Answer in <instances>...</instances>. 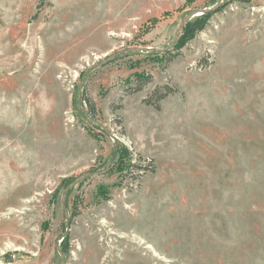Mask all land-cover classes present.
<instances>
[{
	"label": "rangeland",
	"instance_id": "rangeland-1",
	"mask_svg": "<svg viewBox=\"0 0 264 264\" xmlns=\"http://www.w3.org/2000/svg\"><path fill=\"white\" fill-rule=\"evenodd\" d=\"M0 264H264V0H0Z\"/></svg>",
	"mask_w": 264,
	"mask_h": 264
},
{
	"label": "trees",
	"instance_id": "trees-1",
	"mask_svg": "<svg viewBox=\"0 0 264 264\" xmlns=\"http://www.w3.org/2000/svg\"><path fill=\"white\" fill-rule=\"evenodd\" d=\"M221 9L222 8H218L215 12L207 13V14H204L202 16L195 17L185 25L184 30L182 32V35L180 36V38H178L177 43L174 46V49H176V51H177V55H178L180 49L183 48L188 41L192 40L195 37V33L203 31L205 29V27L209 23L213 14L216 12H220ZM185 31H186L187 35H185V33H184ZM174 57H175V55L171 56L168 59V61H171ZM149 80H150L149 77L140 78L139 81H140L141 85H139V87L136 88L135 91H137V92L140 91L141 88L146 83L149 82ZM164 91H165L164 93H161L160 91L155 90L152 94V98L147 100L146 104L148 106L154 107L155 109H159L158 103L172 93L169 88H165ZM152 99H154V100H152ZM90 113H92V112H88L87 114L91 118H94V115L90 114ZM96 128L105 133V131H103L99 126H96ZM67 248H68L67 243H64L61 246V251L66 252Z\"/></svg>",
	"mask_w": 264,
	"mask_h": 264
},
{
	"label": "water",
	"instance_id": "water-1",
	"mask_svg": "<svg viewBox=\"0 0 264 264\" xmlns=\"http://www.w3.org/2000/svg\"><path fill=\"white\" fill-rule=\"evenodd\" d=\"M220 4H215L213 7L211 8H205L202 10H192L188 15H186L179 23L178 28L176 30L175 36L171 42V44L166 48V50H168L169 48H172L173 45L175 44V42L178 40V37L182 31V28L189 22L191 21L193 18L198 17V16H202L204 14L207 13H212L215 10H217L219 8ZM166 50H159V49H153V48H128L127 50H121L120 52H117L109 57H107L106 59L102 60L97 66H95L94 68H92V70L97 69L100 66H104L105 64H108L109 62L113 61L118 55H120L121 53L124 52H136V53H162ZM87 73L85 74L84 80L86 79ZM89 175V173L84 174L83 176H80L79 178L75 179L71 184H69L67 186V188L65 189L64 193L62 194V202L64 201V198L66 196V193L70 190V188L72 186H74L75 184H77L79 181L83 180L85 177H87ZM65 217L67 218V213L65 211ZM67 231H69V229L67 228Z\"/></svg>",
	"mask_w": 264,
	"mask_h": 264
}]
</instances>
